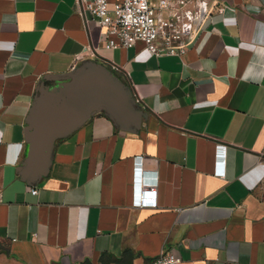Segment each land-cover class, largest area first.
I'll list each match as a JSON object with an SVG mask.
<instances>
[{
	"label": "crops",
	"instance_id": "0c3cea01",
	"mask_svg": "<svg viewBox=\"0 0 264 264\" xmlns=\"http://www.w3.org/2000/svg\"><path fill=\"white\" fill-rule=\"evenodd\" d=\"M74 1L0 0V264H150L162 251L264 264V0H216L228 9L162 57L140 42L105 50ZM87 61L123 81L146 119L131 134L95 115L55 141L30 186L18 169L37 88ZM142 183L155 208L135 205Z\"/></svg>",
	"mask_w": 264,
	"mask_h": 264
},
{
	"label": "water",
	"instance_id": "95a60500",
	"mask_svg": "<svg viewBox=\"0 0 264 264\" xmlns=\"http://www.w3.org/2000/svg\"><path fill=\"white\" fill-rule=\"evenodd\" d=\"M100 113L118 130L131 134H136L146 119L129 87L96 62H84L55 78L52 87L41 83L26 119V153L18 169L22 180L35 186L47 176L55 141Z\"/></svg>",
	"mask_w": 264,
	"mask_h": 264
},
{
	"label": "built area",
	"instance_id": "2783aa9c",
	"mask_svg": "<svg viewBox=\"0 0 264 264\" xmlns=\"http://www.w3.org/2000/svg\"><path fill=\"white\" fill-rule=\"evenodd\" d=\"M74 4L101 30L105 50L130 49L140 42L146 53L154 57L184 54L212 13L222 14L228 9L221 8L216 0H75ZM108 66L119 71L115 65ZM142 186L151 189L136 185L135 205L155 208L154 187L151 183ZM31 193L36 195L37 190ZM178 263L172 253L162 251L150 264Z\"/></svg>",
	"mask_w": 264,
	"mask_h": 264
}]
</instances>
